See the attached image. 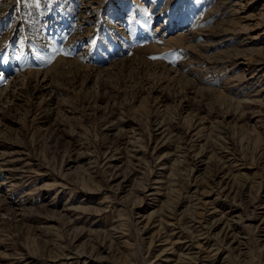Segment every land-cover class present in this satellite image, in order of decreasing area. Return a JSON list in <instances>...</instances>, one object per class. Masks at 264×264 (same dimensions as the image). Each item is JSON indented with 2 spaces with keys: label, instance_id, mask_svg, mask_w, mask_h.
Segmentation results:
<instances>
[{
  "label": "rangeland",
  "instance_id": "obj_1",
  "mask_svg": "<svg viewBox=\"0 0 264 264\" xmlns=\"http://www.w3.org/2000/svg\"><path fill=\"white\" fill-rule=\"evenodd\" d=\"M0 264H264V0H0Z\"/></svg>",
  "mask_w": 264,
  "mask_h": 264
},
{
  "label": "snow or ice",
  "instance_id": "obj_2",
  "mask_svg": "<svg viewBox=\"0 0 264 264\" xmlns=\"http://www.w3.org/2000/svg\"><path fill=\"white\" fill-rule=\"evenodd\" d=\"M64 54L66 55L67 53H64ZM48 62H51V61L49 60Z\"/></svg>",
  "mask_w": 264,
  "mask_h": 264
}]
</instances>
